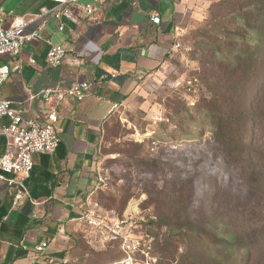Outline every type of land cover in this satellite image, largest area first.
Segmentation results:
<instances>
[{"label": "crops", "instance_id": "crops-1", "mask_svg": "<svg viewBox=\"0 0 264 264\" xmlns=\"http://www.w3.org/2000/svg\"><path fill=\"white\" fill-rule=\"evenodd\" d=\"M83 1L100 5L98 21L74 8L73 18H63L62 31L50 19L43 38L28 42L18 57L0 55V65L11 67L0 96L24 118L48 119L56 111L61 139L54 153L34 155L33 170L23 181L27 194L17 206L15 188L0 182V264H66L75 238L90 236L86 215L104 213L95 198L103 190L100 156L106 126L120 107L132 102L145 79L168 64L167 53L184 29L188 11L187 0ZM52 5L51 0H0L7 26ZM45 38L85 60L49 67ZM80 82L91 85L83 100L70 92ZM48 89L63 97L56 92L45 97ZM8 122L0 118V125ZM8 141L0 136V155L10 149ZM44 240L49 244L40 253L36 246Z\"/></svg>", "mask_w": 264, "mask_h": 264}, {"label": "rangeland", "instance_id": "rangeland-1", "mask_svg": "<svg viewBox=\"0 0 264 264\" xmlns=\"http://www.w3.org/2000/svg\"><path fill=\"white\" fill-rule=\"evenodd\" d=\"M187 1L180 49L145 79L132 102L120 107L106 126L100 156L105 185L95 200L102 211L128 223L118 235L90 224V236L83 237L68 264H159L158 238L165 228L155 222L160 209L152 196L167 202L173 181H181L192 193V215L201 218L218 193L226 202L240 190V182L230 183L224 162L213 158L214 130L201 107L205 88L197 44L217 28L239 25L227 21L224 0ZM243 194L251 198L249 192Z\"/></svg>", "mask_w": 264, "mask_h": 264}, {"label": "trees", "instance_id": "trees-1", "mask_svg": "<svg viewBox=\"0 0 264 264\" xmlns=\"http://www.w3.org/2000/svg\"><path fill=\"white\" fill-rule=\"evenodd\" d=\"M224 2L227 21L239 26L217 28L209 37L203 30L207 41L197 42L205 88L201 107L214 130L213 158L224 162L230 183L240 182V190L226 202L218 193L201 218L192 215V193L181 181H173L167 202L152 196L160 209L155 222L165 228L158 238L159 264H264V0ZM248 192L251 198L243 194ZM83 237L75 238L66 264Z\"/></svg>", "mask_w": 264, "mask_h": 264}, {"label": "built area", "instance_id": "built-area-1", "mask_svg": "<svg viewBox=\"0 0 264 264\" xmlns=\"http://www.w3.org/2000/svg\"><path fill=\"white\" fill-rule=\"evenodd\" d=\"M52 6H42L38 12L26 16H19L13 19L12 23L7 26L5 20L7 12L0 7V55L18 57L23 47L36 39L43 38V29L47 26L50 19H54L58 23V30L64 29L63 18H73L72 10L74 8L83 12L85 18L91 22L99 20L101 8L100 5L93 2H85L83 0H51ZM154 22H160L159 17H154ZM33 24L37 27L31 29ZM182 32L177 34V40L172 48L168 51L169 58H173L181 47L179 38ZM48 44L47 64L51 68H56L66 62L80 63L85 59L81 57L74 59L69 49L62 45L53 43L50 38H45ZM34 62V60H32ZM17 70L21 68L18 64L15 66ZM11 67L7 63L0 65V91L3 83L10 77ZM114 76V75H113ZM90 83H76L71 89L78 100H83L90 91ZM61 99L63 96L59 90H45L44 96L50 97L55 93ZM30 98H33L31 96ZM7 117L8 123L0 125V136L9 138L10 149L0 155V182H5L9 187L15 188L14 205L17 206L26 196L23 181L29 177L34 167L35 154H52L60 143V129L56 125L57 114L53 111L48 119L44 118H24L15 111L12 103L8 99L0 96V118ZM19 176V178H18ZM103 186L105 185L103 177L100 178ZM106 216H110L111 220H107ZM113 213H99L96 211L89 212L86 215L89 222L96 226L106 228L110 233L119 234L124 226L128 223L126 219H118L113 217ZM49 240H44L36 246V250L40 253L45 252L48 247Z\"/></svg>", "mask_w": 264, "mask_h": 264}]
</instances>
